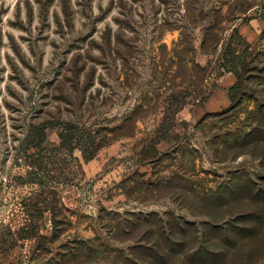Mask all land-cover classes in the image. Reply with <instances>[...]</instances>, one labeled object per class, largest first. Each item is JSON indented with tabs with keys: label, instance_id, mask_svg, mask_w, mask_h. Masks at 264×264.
<instances>
[{
	"label": "rangeland",
	"instance_id": "374dc122",
	"mask_svg": "<svg viewBox=\"0 0 264 264\" xmlns=\"http://www.w3.org/2000/svg\"><path fill=\"white\" fill-rule=\"evenodd\" d=\"M52 120L105 146L48 128L56 213L28 215L25 136ZM0 264H264V0H0Z\"/></svg>",
	"mask_w": 264,
	"mask_h": 264
},
{
	"label": "trees",
	"instance_id": "16d2710c",
	"mask_svg": "<svg viewBox=\"0 0 264 264\" xmlns=\"http://www.w3.org/2000/svg\"><path fill=\"white\" fill-rule=\"evenodd\" d=\"M50 127H58L59 129L58 136L60 140V149H65L69 152L79 149L86 160L92 159L98 150L105 146V144H103L104 142L102 143V140L101 144L97 145L94 141V137H91L90 139L89 134H86L83 130L79 129L77 124L72 121L58 122L56 120H52L50 122H43L40 124H31L27 130V135L25 136V148L22 150L24 164L26 165L27 169H29L27 172V177L24 178L25 182H22V184L28 183L34 186L37 185L40 188L33 192L34 194L30 195L28 201H24L23 205L28 215L32 209L34 211L39 209L41 202H45L46 205L50 206L52 208L53 214L56 213V208L54 206L55 203L52 200L47 199L49 196H51V194L55 193L54 189L56 187L45 185L41 175V172L46 171V165L50 162V160L54 162L55 157L53 155L54 152L52 153L51 151L49 153V150L43 146L46 140V131ZM84 137L87 139L84 140ZM49 187H52L53 190H50ZM35 196L37 197L33 198ZM55 216L56 215H54V217Z\"/></svg>",
	"mask_w": 264,
	"mask_h": 264
},
{
	"label": "crops",
	"instance_id": "0c3cea01",
	"mask_svg": "<svg viewBox=\"0 0 264 264\" xmlns=\"http://www.w3.org/2000/svg\"><path fill=\"white\" fill-rule=\"evenodd\" d=\"M237 81V76L232 72L218 76L206 100L194 108L193 117H201L205 113H216L229 108L232 102L230 90Z\"/></svg>",
	"mask_w": 264,
	"mask_h": 264
}]
</instances>
